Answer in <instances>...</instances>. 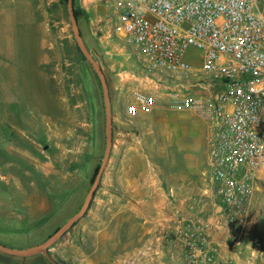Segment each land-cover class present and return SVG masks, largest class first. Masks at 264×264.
<instances>
[{"label": "rangeland", "instance_id": "obj_1", "mask_svg": "<svg viewBox=\"0 0 264 264\" xmlns=\"http://www.w3.org/2000/svg\"><path fill=\"white\" fill-rule=\"evenodd\" d=\"M74 12L107 86V158L104 90L77 44L68 0H0V245L26 251L45 243L81 211L97 168L107 160L88 210L49 246L52 262L45 254L23 258L0 252V264L150 263L158 256L156 242L167 248L184 219L217 216L208 128L201 118L190 112L179 116L162 101L151 112L128 114L133 91L154 94L156 84L139 77L137 56L114 36L109 5L74 0ZM198 55L191 49L188 58ZM172 136L189 142L195 156L190 170ZM110 159L113 169L149 168L153 185L164 187L167 198L136 197L137 187L115 174L103 180ZM138 184L142 188L144 182ZM170 211L172 219L158 217ZM250 213L251 228L235 264H264V182Z\"/></svg>", "mask_w": 264, "mask_h": 264}, {"label": "built area", "instance_id": "obj_2", "mask_svg": "<svg viewBox=\"0 0 264 264\" xmlns=\"http://www.w3.org/2000/svg\"><path fill=\"white\" fill-rule=\"evenodd\" d=\"M113 33L137 56L170 112H192L208 128V171L216 218H186L173 242L186 264H235L264 182V0H103ZM191 49L199 52L189 60ZM197 63V64H196ZM156 94L138 88L128 114L151 112Z\"/></svg>", "mask_w": 264, "mask_h": 264}, {"label": "crops", "instance_id": "obj_3", "mask_svg": "<svg viewBox=\"0 0 264 264\" xmlns=\"http://www.w3.org/2000/svg\"><path fill=\"white\" fill-rule=\"evenodd\" d=\"M156 93H157L156 94L157 103L159 104V101H162L164 107H166V109H167V106H166L167 98H166V96H164V94L162 96L160 92H156ZM186 112H174V113L179 114V113H186ZM190 113H192V112H190ZM179 116H180V114H179ZM203 125L206 129L207 124L205 122H203ZM198 128L200 129L201 126L198 125ZM171 140H172L171 141L172 145H174L173 147L177 151L182 150L181 154H182L183 159H184L183 162H185L186 167L190 170L191 169L190 167H194V166H192V164H190V161L195 156H193L191 153L192 148H191L189 142H187V140H185V141L181 140V139L179 140L178 138L175 139V137H173V136H172ZM111 158H113V156ZM207 159H209V158H207ZM111 162L112 161L110 159L108 166L106 168V171L104 173L103 180L107 179L106 176L109 174L118 175L119 179H120L119 181H121L122 183H124L123 181H125L126 183H127V181H129L128 182L129 184H131V185L133 184L134 186L137 187L135 189V191L138 192L135 194L136 197H140V198L145 199L144 197L148 196L149 198H147V199H151L153 202L154 201L159 202V201L165 200V197L168 196L166 194V189L164 187L160 186L159 184L157 186L153 185V183H152L153 179L150 176L149 168H147V167L139 168L138 166L136 167V166L132 165V166H130V168H127L124 171L123 169H120V168L113 169V167H111ZM136 163H138V162L136 161L134 164H136ZM138 164H141V160H139ZM139 182L140 183L144 182L142 188L138 187L140 185V184H138ZM175 192H176V190H175L174 186L172 185L171 186V194L172 195H173V193L176 194ZM169 195H170V192H169ZM167 205H168V207H170L169 204H167ZM142 217H144V216H142ZM158 217L163 218V219H167V218L172 219L173 218V212L170 211V213H168L167 215H165V216L159 215ZM213 236H214V240H216L222 244L224 256H226V257L231 256L236 261V258L238 255H237V252H232L230 250V242H229L230 240H229V235L227 234V232L223 229H217L216 231L214 230ZM159 239H156V240H159ZM167 242L169 243L168 244L169 246L167 248H161V247H159V244L157 241L156 242L157 248H155V254H157L158 256L154 257V255H153V258H152L153 261L152 262H150V263L142 262L141 264H172V262H175V260L183 261L181 258V254L179 252V249H175L176 247H175L174 243L172 241H167Z\"/></svg>", "mask_w": 264, "mask_h": 264}, {"label": "water", "instance_id": "obj_4", "mask_svg": "<svg viewBox=\"0 0 264 264\" xmlns=\"http://www.w3.org/2000/svg\"><path fill=\"white\" fill-rule=\"evenodd\" d=\"M68 10H69L70 20L72 23L74 35H75L77 44L79 46V49L83 53L85 58L92 63V65L94 66L95 70L97 71L99 78L102 82V86H103V90H104L105 104H106L107 129H108L107 130V150H106V158H107L109 156L110 149H111V132L109 130V128H110V107H109V101H108L107 86L105 83L104 75H103L102 71L100 70V67L98 66V64H96V62L94 61V59L92 58V56L88 52V50L85 47L84 42L82 40V36H81L80 30L78 28L76 16L74 14V0H68ZM106 161H104V163L102 164V166L99 169V172H98V174H97V176L93 182L91 191L86 198L84 206L82 207L81 211L73 219H71L69 222H67L53 236H51L45 243H43L40 246H37L33 249L26 250V251H17V250L9 249L5 246L0 245V252L5 254V255L17 256V257H23V258L32 257V256L40 255V254H45L48 257V259L50 260V262H52V260L49 258V255H48L49 246L54 241H56L58 238H60L88 210V208L91 204L92 198H93L95 191L97 189L98 183H99L101 176L103 174V171L106 167Z\"/></svg>", "mask_w": 264, "mask_h": 264}, {"label": "trees", "instance_id": "obj_5", "mask_svg": "<svg viewBox=\"0 0 264 264\" xmlns=\"http://www.w3.org/2000/svg\"><path fill=\"white\" fill-rule=\"evenodd\" d=\"M74 13H75V16H76V18H77L76 12H74ZM98 172H99V168H97V170H96V173H95V178H96V176H97ZM95 178H94V179H95Z\"/></svg>", "mask_w": 264, "mask_h": 264}]
</instances>
